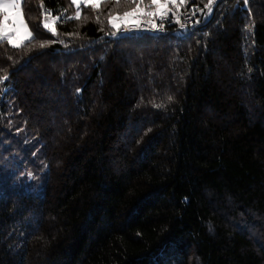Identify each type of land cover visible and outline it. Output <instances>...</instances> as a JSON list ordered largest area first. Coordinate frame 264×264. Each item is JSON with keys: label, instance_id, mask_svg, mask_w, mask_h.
Segmentation results:
<instances>
[{"label": "trees", "instance_id": "1", "mask_svg": "<svg viewBox=\"0 0 264 264\" xmlns=\"http://www.w3.org/2000/svg\"><path fill=\"white\" fill-rule=\"evenodd\" d=\"M41 2L75 14L23 0L35 39L0 41V264H264V0L119 37L109 12L133 4H82L54 36Z\"/></svg>", "mask_w": 264, "mask_h": 264}, {"label": "snow or ice", "instance_id": "2", "mask_svg": "<svg viewBox=\"0 0 264 264\" xmlns=\"http://www.w3.org/2000/svg\"><path fill=\"white\" fill-rule=\"evenodd\" d=\"M124 3L133 4L134 7L130 8L123 12L122 14H112L109 12L108 23L112 29L111 35H116L120 31V25L116 21H126L124 28L126 30H131L132 28H139L141 23L144 22V17H150L151 20L148 21L152 29L162 30L163 24L158 25L155 23L156 19L165 20L168 19L169 13H171L172 18L176 23H180L179 16L177 14L179 4H187L189 0H150V3L145 4L144 0H123ZM73 5H76V10L74 16H67V10H62L56 15H53L52 10L45 8L44 4L40 3V8L43 10L41 15L43 19L41 24L44 29L50 31L52 35L58 36V30L56 24L59 22L66 23L71 19L81 18V10L78 4V0H71ZM90 3V0H85V4ZM121 0H115L114 6H119ZM248 3V0H245V4ZM213 0H208V3L204 6L207 9V14H211ZM23 0H0V11L3 15L0 18V41H7L9 45L15 48H19L23 45L24 41L35 39L34 32L29 29L27 22L23 17ZM169 5H172L170 8ZM93 10L100 8L101 3H91L90 5ZM176 9V10H174ZM196 11H200L193 7L191 9V14L195 15ZM136 16L137 19L132 21L130 18ZM85 19L87 17H84ZM97 22H99V16L96 17ZM200 23V21H196ZM249 32H251V27H249ZM50 41H42L39 43V47H45ZM35 46V45H34ZM251 71V69H249ZM8 76L5 75L0 77V80L7 79ZM79 92L80 90L77 89ZM171 100L172 97H169ZM156 107H162L163 105H154Z\"/></svg>", "mask_w": 264, "mask_h": 264}, {"label": "built area", "instance_id": "3", "mask_svg": "<svg viewBox=\"0 0 264 264\" xmlns=\"http://www.w3.org/2000/svg\"><path fill=\"white\" fill-rule=\"evenodd\" d=\"M205 5L203 6L190 5L187 8L179 9L177 11V14L179 16L180 23L175 22V20L171 16V13H169L168 19L165 20L156 19L155 23H157L158 25L163 24L162 30H156L151 28L150 23H148V21L152 19L150 17H144V22L141 23L140 27L132 28L131 30H126L124 28V24L126 23V21H116L120 25V31L117 32L115 36L111 34L110 36L119 37L123 35H131L138 33H143L153 36H159V35L178 36L176 34L177 32H180L181 36H185L192 32L203 29L205 24L203 23L202 20L204 19V17H206V15H208L207 9L204 7ZM193 7L200 9V11H196L195 15L191 14V9ZM130 19L132 21H135L137 17L133 16ZM196 21H200V23H196Z\"/></svg>", "mask_w": 264, "mask_h": 264}, {"label": "rangeland", "instance_id": "4", "mask_svg": "<svg viewBox=\"0 0 264 264\" xmlns=\"http://www.w3.org/2000/svg\"><path fill=\"white\" fill-rule=\"evenodd\" d=\"M102 0H90V3H96V2H101ZM78 4L79 7L82 4H85V0H78ZM74 7V11L76 10V5H73ZM2 13V11H0ZM18 133L16 134V137H20L23 136L21 135L22 133L19 132V130L17 131ZM26 140H28L31 144L32 142V137L31 135L24 134L23 136ZM17 166L12 165L11 169L16 168ZM17 169V168H16ZM15 169V170H16ZM10 179V181L14 184L13 189H18L19 187L27 192L36 194V195H41L43 187H42V178L41 177H36V175H34V173H31L29 171H21V172H16L11 178H8V180Z\"/></svg>", "mask_w": 264, "mask_h": 264}, {"label": "water", "instance_id": "5", "mask_svg": "<svg viewBox=\"0 0 264 264\" xmlns=\"http://www.w3.org/2000/svg\"><path fill=\"white\" fill-rule=\"evenodd\" d=\"M176 34H177L178 36H181V33H180V32H177Z\"/></svg>", "mask_w": 264, "mask_h": 264}]
</instances>
